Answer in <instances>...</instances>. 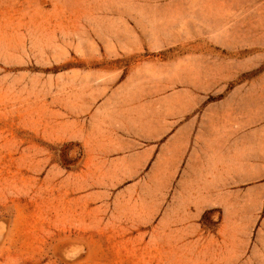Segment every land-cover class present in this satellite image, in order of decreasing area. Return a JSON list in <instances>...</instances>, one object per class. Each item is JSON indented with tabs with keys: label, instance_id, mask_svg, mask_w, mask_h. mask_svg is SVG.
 <instances>
[{
	"label": "rangeland",
	"instance_id": "rangeland-1",
	"mask_svg": "<svg viewBox=\"0 0 264 264\" xmlns=\"http://www.w3.org/2000/svg\"><path fill=\"white\" fill-rule=\"evenodd\" d=\"M0 264H264V0H0Z\"/></svg>",
	"mask_w": 264,
	"mask_h": 264
},
{
	"label": "crops",
	"instance_id": "crops-1",
	"mask_svg": "<svg viewBox=\"0 0 264 264\" xmlns=\"http://www.w3.org/2000/svg\"><path fill=\"white\" fill-rule=\"evenodd\" d=\"M252 164H250L249 163V161L247 160V161H244V168H246L247 170H246V173H248V174H251L252 172H253V166H251ZM249 166H251V167H249Z\"/></svg>",
	"mask_w": 264,
	"mask_h": 264
}]
</instances>
